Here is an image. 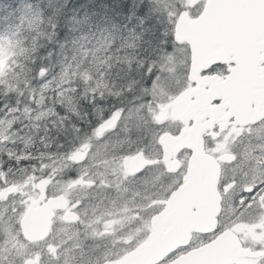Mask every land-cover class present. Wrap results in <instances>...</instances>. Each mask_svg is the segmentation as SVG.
Masks as SVG:
<instances>
[{"label": "trees", "instance_id": "trees-1", "mask_svg": "<svg viewBox=\"0 0 264 264\" xmlns=\"http://www.w3.org/2000/svg\"><path fill=\"white\" fill-rule=\"evenodd\" d=\"M165 4L177 7L176 0H159ZM156 6L157 0H0V30L16 39L10 68L0 76V115L10 111L12 128L29 139L10 149L19 164L34 161L37 147L60 150L92 133L112 110L155 101L175 63L163 64L162 57L183 52L172 39L176 11L169 16ZM64 64L87 74L38 98L42 77ZM38 107L45 113L35 125ZM22 114L28 116L20 121Z\"/></svg>", "mask_w": 264, "mask_h": 264}, {"label": "water", "instance_id": "water-1", "mask_svg": "<svg viewBox=\"0 0 264 264\" xmlns=\"http://www.w3.org/2000/svg\"><path fill=\"white\" fill-rule=\"evenodd\" d=\"M209 2L210 0H207L202 13L197 18L189 19L185 13H182L175 24V40L186 41L190 47V75L196 74L200 69L207 68L213 62L223 61L224 56L230 52L239 55L234 59L236 62L234 69H237L234 72H256L255 57L258 50L262 46L264 47V15L224 27L208 20L206 13ZM255 2L262 3L264 0H255ZM222 91L227 93L225 83L222 86ZM218 92L220 93V89ZM195 106L204 109L201 101H198ZM198 130L199 127L196 125L188 134H180L176 137L162 136L165 148L174 151L176 147H182L185 144L193 149V159H200L202 152L199 153V151L202 149V142L198 137ZM196 172H198V168L191 162L188 179L193 181L196 178ZM176 233L175 228L172 227L171 234ZM153 254L155 255V253Z\"/></svg>", "mask_w": 264, "mask_h": 264}, {"label": "flooded vegetation", "instance_id": "flooded-vegetation-1", "mask_svg": "<svg viewBox=\"0 0 264 264\" xmlns=\"http://www.w3.org/2000/svg\"><path fill=\"white\" fill-rule=\"evenodd\" d=\"M264 123V120L257 126ZM254 127L246 126L243 129L253 130ZM216 130V128L214 129ZM226 150L212 149V153L218 156ZM228 152L236 151L228 150ZM260 156L259 162L262 170L259 172V180H241L243 174L234 175L231 171L232 164L222 163V169L218 181V191L220 194L219 209L217 215L216 228L210 233H196L193 235L191 244L183 248L181 252L190 249H199L201 246L214 242L211 251H226L232 246L233 239L231 236H223L226 228L232 229V234L238 239L241 245L243 260L250 264H264V256L257 258L247 254L249 249L254 252H264V148L256 152ZM237 160V159H236ZM235 160V162H236ZM216 210V207L214 208ZM221 240H217L219 238ZM225 242V248L219 249L218 243ZM51 246L50 244L48 247ZM247 251V252H246ZM30 255H25V260ZM35 261L37 255L31 256ZM24 260L22 261L24 263Z\"/></svg>", "mask_w": 264, "mask_h": 264}, {"label": "rangeland", "instance_id": "rangeland-1", "mask_svg": "<svg viewBox=\"0 0 264 264\" xmlns=\"http://www.w3.org/2000/svg\"><path fill=\"white\" fill-rule=\"evenodd\" d=\"M184 4H188L190 2L189 0H180ZM5 39H0V42L3 43ZM180 67H183V59L180 58L179 62ZM183 72L178 71L177 73H172L169 75L167 81H169V84L171 86H168L170 90L175 89L174 87H178L182 83V74ZM60 78V77H59ZM54 78H50L49 80L46 81V83L49 81L53 80ZM174 86V87H173ZM132 114V113H131ZM128 116V114H126ZM129 119L132 118V116H128ZM9 121H3L0 123V139L3 141H0V148H2L5 144V138H6V131L8 128ZM136 124H133L131 129L133 132L136 131V128H140V126H135ZM140 130V129H139ZM137 137H135V140H141L146 137V133L143 132H135ZM15 134V133H13ZM12 136V135H11ZM141 136V137H139ZM141 138V139H140ZM16 137H11L10 141H14ZM3 142V143H2ZM86 154V153H84ZM30 175L26 178L25 182L20 185L16 193L10 194L6 200L3 201V205L0 207V242L4 240L5 237H9L10 235H13L14 240L17 242L16 244L18 245V249L13 250L12 246L9 244L3 245L2 249H0V264H22V257L24 256L23 253H26L27 248L23 242H21V238L18 236V233L15 231V223L16 220H12V218H15L16 214L19 213L21 209V204H22V196H27L28 193L31 195L28 196H35L34 190L36 189V185L33 183V179L30 178ZM145 178V177H141ZM69 184L62 185L61 188L63 187H68ZM45 189V187H41ZM108 195H110L109 192H107ZM119 210V213H122L126 210V208H119L117 206H107L105 207L102 215H96L94 218L91 219V221L97 225L99 219L101 218V223L99 224V230H96V234L94 233V237L88 236V230L89 229H84L80 230L79 233L80 238H83L85 240L84 243H87V240H94L98 239V242L100 243H106L104 239L101 238L102 234V229L105 230L107 228L108 222L105 221L106 219H109L108 214H111L112 212H116V210ZM105 212V213H104ZM122 216H116V218H121ZM104 219V221L102 220ZM104 222V223H103ZM102 226H105L102 228ZM110 233L114 232V229L112 226L109 227ZM77 230V229H76ZM100 232V234H99ZM111 236V234L109 235ZM1 246V243H0ZM34 251H37V253L42 254L43 256L47 255V251H44L45 245L43 246H38L36 248H33ZM116 249H112V251H96V249L93 248H80V249H75L72 248L71 251L65 252L63 257H61L62 264H92L94 262L99 261L103 257L107 256H113L115 255ZM7 253V255L5 254ZM50 254V253H49ZM57 264V263H54Z\"/></svg>", "mask_w": 264, "mask_h": 264}, {"label": "snow or ice", "instance_id": "snow-or-ice-1", "mask_svg": "<svg viewBox=\"0 0 264 264\" xmlns=\"http://www.w3.org/2000/svg\"><path fill=\"white\" fill-rule=\"evenodd\" d=\"M155 11L166 13L171 16L177 9L175 5L172 4H165L164 7L161 8L159 7V0H157ZM206 15L209 21L227 27L241 21L251 20L257 16L264 15V2L256 3L255 0H210L207 5ZM172 39L175 40L176 37L173 36ZM170 47V45H166V48ZM171 60V56L162 57L163 64H167L171 62ZM158 79L161 78L158 77ZM157 86L162 88L163 83Z\"/></svg>", "mask_w": 264, "mask_h": 264}, {"label": "bare ground", "instance_id": "bare-ground-1", "mask_svg": "<svg viewBox=\"0 0 264 264\" xmlns=\"http://www.w3.org/2000/svg\"><path fill=\"white\" fill-rule=\"evenodd\" d=\"M33 1V0H32ZM67 6V5H66ZM60 7V6H59ZM19 9V8H18ZM61 10V9H60ZM8 11V10H7ZM43 11V10H42ZM6 16V15H5ZM12 16V15H11ZM31 16V15H30ZM50 45V44H49ZM51 46V45H50ZM171 54V53H170ZM53 72V71H52ZM12 104V103H11Z\"/></svg>", "mask_w": 264, "mask_h": 264}]
</instances>
